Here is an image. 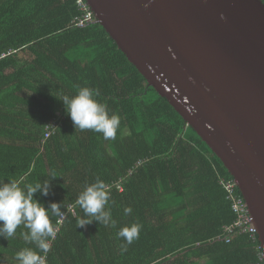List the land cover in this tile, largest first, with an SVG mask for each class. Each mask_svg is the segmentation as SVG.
I'll return each instance as SVG.
<instances>
[{
	"label": "trees",
	"instance_id": "1",
	"mask_svg": "<svg viewBox=\"0 0 264 264\" xmlns=\"http://www.w3.org/2000/svg\"><path fill=\"white\" fill-rule=\"evenodd\" d=\"M84 12L77 0H0V183L51 181L35 198L61 203L64 217H50L56 236L45 264H260L259 236L236 226L234 205L246 201L229 169L94 12L76 25ZM85 86L120 117L115 140L76 130L66 113L59 98ZM97 178L116 227L93 220L77 228L84 213L76 201ZM133 223L139 238L122 251L117 233ZM26 231L0 237V264L35 250Z\"/></svg>",
	"mask_w": 264,
	"mask_h": 264
},
{
	"label": "water",
	"instance_id": "2",
	"mask_svg": "<svg viewBox=\"0 0 264 264\" xmlns=\"http://www.w3.org/2000/svg\"><path fill=\"white\" fill-rule=\"evenodd\" d=\"M118 47L221 158L264 249L262 0H86Z\"/></svg>",
	"mask_w": 264,
	"mask_h": 264
},
{
	"label": "clouds",
	"instance_id": "3",
	"mask_svg": "<svg viewBox=\"0 0 264 264\" xmlns=\"http://www.w3.org/2000/svg\"><path fill=\"white\" fill-rule=\"evenodd\" d=\"M99 89L80 87L74 96L60 97L65 106L66 113L70 116L75 129L91 130L101 133L104 140H115L117 129L120 126V117L109 114L106 106L97 97ZM57 176L52 173V180ZM50 182L45 180L42 184L25 185L21 188L16 181L0 183V237L11 239L17 229L23 226L28 231L22 232L23 239L35 245L33 248L19 250L15 259L18 264H45L46 254L51 250V241L55 239L56 232L50 217H60L61 203L52 202L45 207L35 194L39 192L47 196L50 191ZM110 191L105 182L99 178L94 183L86 185L79 194L76 203L83 210L84 218H77V228L86 227L93 220L105 226L116 227L109 205ZM131 207L124 209V215L131 214ZM141 225L133 223L119 229L117 238H122L125 243L121 250L139 238ZM43 253L44 255H41Z\"/></svg>",
	"mask_w": 264,
	"mask_h": 264
},
{
	"label": "built area",
	"instance_id": "4",
	"mask_svg": "<svg viewBox=\"0 0 264 264\" xmlns=\"http://www.w3.org/2000/svg\"><path fill=\"white\" fill-rule=\"evenodd\" d=\"M77 3L80 6L81 10L82 11L84 10L85 12L81 16L75 18L76 25L82 26L87 22H91L93 20V15H92L93 11L91 10L87 2L85 0H77ZM227 186L229 189H231L233 184L229 183ZM234 208L240 213L238 220L236 221L237 228L243 231H248L253 238L257 237L258 235L257 227L254 224L252 215L249 213L247 203L246 202L243 204L237 203L236 205H234ZM63 217L64 216L61 217L60 221H62ZM260 259L262 260L260 264H264V252L260 253Z\"/></svg>",
	"mask_w": 264,
	"mask_h": 264
}]
</instances>
